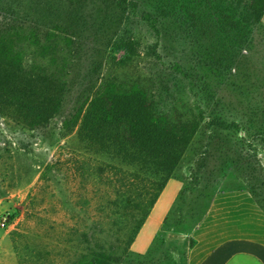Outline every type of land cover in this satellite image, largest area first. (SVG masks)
<instances>
[{
    "label": "rangeland",
    "instance_id": "1",
    "mask_svg": "<svg viewBox=\"0 0 264 264\" xmlns=\"http://www.w3.org/2000/svg\"><path fill=\"white\" fill-rule=\"evenodd\" d=\"M262 8L264 0H0V264H88L95 245L112 249V264H181L161 237L148 255L131 250L138 231L124 202L135 190L81 130L86 102L109 84L140 79L156 113L180 103L197 125L150 230L170 211L176 181L183 188L166 228L192 227L224 190L245 189L264 207ZM31 30L72 41L61 108L46 122L35 116L47 108L49 57L25 41Z\"/></svg>",
    "mask_w": 264,
    "mask_h": 264
},
{
    "label": "trees",
    "instance_id": "2",
    "mask_svg": "<svg viewBox=\"0 0 264 264\" xmlns=\"http://www.w3.org/2000/svg\"><path fill=\"white\" fill-rule=\"evenodd\" d=\"M261 13H264V8ZM25 41L29 46L38 48L43 56L49 57V71L46 75L43 73L47 85V108L45 113L40 112L41 116H35L39 122H46L50 114H58L59 107L61 108L59 101L67 86L65 79L68 77L64 73L67 55L63 52L69 50L72 41L48 33L42 41L32 30L26 33ZM128 83L124 86L109 84L96 92L89 104L88 101L85 104L88 109L81 130L96 154H107L110 164L119 165L117 172L122 177L120 183L123 187L135 190L127 193L128 198L124 204L128 206L129 225L139 231L187 150L192 137L188 135L195 131L197 125L192 114H182L185 108L180 103H176L168 114L156 113L143 81L136 79ZM82 94L86 95L85 92ZM89 95L87 94L88 99L91 97ZM80 117V112L73 117L70 115L68 118L73 120V124L72 121H64V129L74 128ZM138 183L147 191L143 193V199L149 201L147 206L139 203L138 199L142 196L136 190ZM6 194L0 188V198ZM137 213L141 214L140 217L134 215ZM111 250L105 249L103 245H95L90 252L88 264L115 263Z\"/></svg>",
    "mask_w": 264,
    "mask_h": 264
},
{
    "label": "crops",
    "instance_id": "3",
    "mask_svg": "<svg viewBox=\"0 0 264 264\" xmlns=\"http://www.w3.org/2000/svg\"><path fill=\"white\" fill-rule=\"evenodd\" d=\"M139 229L131 250L148 255L156 240L162 238L166 255L181 264H264V207L245 189L214 193L204 212L192 227L166 228V220L174 210L183 185L176 181L177 195L170 211L156 221L155 229L148 223L165 189ZM192 221V220H191Z\"/></svg>",
    "mask_w": 264,
    "mask_h": 264
}]
</instances>
